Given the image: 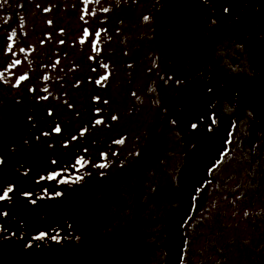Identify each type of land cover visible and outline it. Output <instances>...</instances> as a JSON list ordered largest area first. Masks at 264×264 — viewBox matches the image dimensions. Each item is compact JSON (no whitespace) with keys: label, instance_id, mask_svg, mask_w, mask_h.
I'll list each match as a JSON object with an SVG mask.
<instances>
[{"label":"flooded vegetation","instance_id":"1","mask_svg":"<svg viewBox=\"0 0 264 264\" xmlns=\"http://www.w3.org/2000/svg\"><path fill=\"white\" fill-rule=\"evenodd\" d=\"M0 73L29 264H150L186 154L228 128L208 184L244 186L227 231L264 264V0H0Z\"/></svg>","mask_w":264,"mask_h":264},{"label":"rangeland","instance_id":"2","mask_svg":"<svg viewBox=\"0 0 264 264\" xmlns=\"http://www.w3.org/2000/svg\"><path fill=\"white\" fill-rule=\"evenodd\" d=\"M134 124H130L131 127H133ZM130 131V130H127ZM171 151H175L177 152V150L171 148V146L168 147ZM178 152H180V150H178ZM183 152V151H182ZM236 180L235 178L231 179V186L236 185V183H234ZM171 190V191H170ZM173 187H169L168 190H166L167 194L170 197V194H172V197H175L173 200L172 198L170 199V201L172 200L173 202H176L178 200V193H176V191H172ZM210 206V204H212L211 198L209 200V202H205L203 204V208H205V205ZM211 207V206H210ZM213 208V207H211ZM209 209V211H206V209H204V212L202 213V218L200 219L198 215H195L194 218L192 220H195V222L192 223V227L194 226L195 223L198 222H203L205 221L208 217L212 216V209ZM208 210V209H207ZM201 215V214H200ZM191 220V221H192ZM0 221L6 222L7 218H1L0 216ZM15 227L19 226L18 221H16L14 223ZM190 226V224H189ZM188 226V228H189ZM196 226V225H195ZM198 226V225H197ZM187 228V230H188ZM227 228V227H226ZM139 232H141L139 230ZM217 232L214 230L211 232V235H213V242L209 241V236L205 238H203L198 231V227H195L192 231L191 234H189V239L194 240V242L190 243V245H192V247L190 249H188V257L185 260V264H203L205 262V264H249L248 260H246V249L244 246V237L241 238H237V244L239 247L234 249L233 254L231 255L232 252H229L230 249L227 250V245L225 243L229 242V238L231 233L227 232V230H225V232L221 233L220 236L223 239L222 240H218L219 236L218 234H216ZM18 235L15 234V236H13V239L17 240L16 237ZM141 237H137L133 232L130 235H126V236H122V241H121V245L126 249L125 252H123L120 247V243L119 246L117 248H121L119 249L120 251V256H124L127 257L129 256V254L133 251V249L137 246L136 244L139 243V239ZM137 239V240H135ZM204 240V241H202ZM217 240V241H215ZM7 239H0V261H6V259L8 257H10L9 255L13 256L16 259V264H29V258L27 257V255H25L24 253L18 252V249L20 248V246L18 245L17 242L15 241H11V242H6ZM209 243V245H207ZM123 248V249H124ZM34 251V250H33ZM118 251V253H119ZM244 253L245 254V258H242V255H238V252ZM146 253L144 252V254H142L141 256V264H146L147 258H146ZM19 255H25L24 257H20ZM164 258L165 255L162 253L161 255L159 254L156 258L153 257V260L150 262V264H157V262H159L158 264L163 263L164 264ZM76 261H78L79 259H74ZM61 261V260H60ZM76 261H73L71 259V261H67V260H62L61 264H74L76 263ZM231 261V262H230ZM25 262V263H23ZM124 262H122L121 264H123Z\"/></svg>","mask_w":264,"mask_h":264},{"label":"water","instance_id":"3","mask_svg":"<svg viewBox=\"0 0 264 264\" xmlns=\"http://www.w3.org/2000/svg\"><path fill=\"white\" fill-rule=\"evenodd\" d=\"M197 149H199L197 157L193 155L190 156V160H192L190 161V165L184 169L180 175L181 205L172 212L165 231L169 238V245L166 247V264L181 263L185 245L183 225L190 216L193 206L192 198L197 188L201 187L205 180L208 179V169L214 165L215 159L219 156L222 149L221 139H219L213 147L207 148L210 154L208 159H203L206 151L204 146H200Z\"/></svg>","mask_w":264,"mask_h":264},{"label":"trees","instance_id":"4","mask_svg":"<svg viewBox=\"0 0 264 264\" xmlns=\"http://www.w3.org/2000/svg\"><path fill=\"white\" fill-rule=\"evenodd\" d=\"M5 178H4V174H3V172H0V189H4L5 188ZM243 191H242V194L244 193V189H242ZM3 193H2V191H0V195H2ZM213 196H214V191H213ZM207 199H208V201L207 202H209V197H208V195H207ZM245 204V199L244 198H239V200H233L232 202H229L228 203V205L226 206V207H221V208H216V207H214L213 209H212V211H211V213H212V216L211 217H208L205 221H201V222H199V225L197 226H195V224H194V226L192 227V228H190L189 230H188V234H191L192 233V231H193V229L195 228V227H198V231H199V234L203 237V238H205L206 239V237H208L209 236V241H211V242H213V235H211V232L212 231H214V227L217 225V224H220V225H223L224 227H225V225H224V223H222V222H220V220H219V218H220V216H221V214H222V212H225L226 210H227V208L229 209V210H232V212L230 211V212H226V213H229V215L230 214H234V212L233 211H237L238 210V212H241L242 211V208L245 206L244 205ZM208 210H207V209ZM206 211H209V209L211 208L210 206H209V204L206 206ZM0 209H1V204H0ZM202 213L203 212H199L198 213V215H199V218L201 219L203 216H202ZM201 214V215H200ZM217 228V227H216ZM237 238H239L237 235H235V234H231L230 235V238H229V240H231V241H237ZM219 240V239H218ZM202 241H204V240H202ZM215 241H217V240H215ZM192 242H194V240H192V239H189V242H188V246H187V249H189V247L190 246H192V245H190V243H192ZM207 245H209V243L207 244ZM187 254H186V258H187Z\"/></svg>","mask_w":264,"mask_h":264},{"label":"snow or ice","instance_id":"5","mask_svg":"<svg viewBox=\"0 0 264 264\" xmlns=\"http://www.w3.org/2000/svg\"><path fill=\"white\" fill-rule=\"evenodd\" d=\"M85 2L87 3V0H85ZM106 10V9H105ZM228 11V9L226 8L225 9V12H227ZM145 19H147V17H145ZM49 23H51V21H49ZM13 37L16 35V33L15 32H13ZM87 35H89V33L87 32V30L85 31V37H87ZM97 36H99V33H97L96 34ZM22 51H23V49H22ZM105 67H107V65H105ZM0 75H2V73H0ZM26 77H24V76H22L20 79L21 80H23V79H25ZM45 79H47V77H45ZM97 83H99V81H97ZM45 91H47V89H45ZM97 99H99V97H97ZM97 111H100L99 109H97ZM117 117H112V119H116ZM96 123H102V120H97L96 121ZM194 128L196 127V125L195 124H193L192 125ZM53 131L54 132H56V133H60L61 131H62V129H61V127H60V125L59 124H57L54 128H53ZM45 135H47V133H45ZM72 139H76V137H73ZM0 163H2V160H0ZM53 163H55V161L53 162ZM102 166H104V165H102ZM59 175V173H52V175L49 177V178H55L56 176H58ZM13 190H14V185H9L7 188H4V189H0V191H2V195H0V201H3V200H9V199H11V197H10V193H12L13 192ZM23 195H31V193H23ZM56 195H60V193H56ZM33 203H35V201H33ZM3 215H7V213L5 212V213H3ZM47 235V233H40L39 234V239H43L45 236ZM53 239H58V237H56V236H53L52 237Z\"/></svg>","mask_w":264,"mask_h":264},{"label":"bare ground","instance_id":"6","mask_svg":"<svg viewBox=\"0 0 264 264\" xmlns=\"http://www.w3.org/2000/svg\"><path fill=\"white\" fill-rule=\"evenodd\" d=\"M207 156L210 157V154L208 153ZM208 157H207V159H208Z\"/></svg>","mask_w":264,"mask_h":264}]
</instances>
